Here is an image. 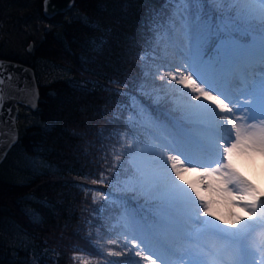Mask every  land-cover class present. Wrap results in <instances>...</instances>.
<instances>
[{"label":"trees","instance_id":"trees-1","mask_svg":"<svg viewBox=\"0 0 264 264\" xmlns=\"http://www.w3.org/2000/svg\"><path fill=\"white\" fill-rule=\"evenodd\" d=\"M27 1L0 0V15L9 5L11 19L46 20L43 0L33 9L21 6ZM164 3L75 0L30 38L31 52L29 42L24 55L0 53L33 68L39 89L37 109L0 165V264H81L74 256L115 264L109 251L127 253L121 217L145 211L126 182L127 145L148 138L144 116L175 114L181 95L158 79L173 68L169 35L151 23Z\"/></svg>","mask_w":264,"mask_h":264},{"label":"snow or ice","instance_id":"snow-or-ice-1","mask_svg":"<svg viewBox=\"0 0 264 264\" xmlns=\"http://www.w3.org/2000/svg\"><path fill=\"white\" fill-rule=\"evenodd\" d=\"M169 5L175 7L166 14ZM151 23L169 35L165 54L174 68L158 79L167 77L166 86L181 95H174L175 114L142 120L148 138L127 145L126 182L145 211L123 215L121 227L133 235V246L155 252H135L145 264H160L155 256L168 264H176L172 257L184 264H264V187L240 170L264 159V0H165ZM256 67L258 78L250 79ZM192 173L194 179L186 178ZM205 235L223 242L210 259L199 243Z\"/></svg>","mask_w":264,"mask_h":264},{"label":"rangeland","instance_id":"rangeland-1","mask_svg":"<svg viewBox=\"0 0 264 264\" xmlns=\"http://www.w3.org/2000/svg\"><path fill=\"white\" fill-rule=\"evenodd\" d=\"M36 0H29L27 2H24V5H21L23 7L33 9ZM27 3V4H26ZM30 11V10H29ZM9 12V16L5 15V13ZM13 7L12 6H7L5 10L3 11V14L5 15H0V53L3 55L7 54H13V53H18L20 55H24L26 53L25 47L29 42L35 41V39H40L42 37V34L44 30L47 28L49 25V20H40L37 17L36 18H31V19H24V18H15L11 19V16L13 15ZM57 15V14H56ZM53 18V17H52ZM51 18V19H52ZM30 38H33L30 40ZM164 71H168L166 69H162V73ZM169 71H174V68H170ZM258 78V77H257ZM180 87V86H178ZM187 98L185 97V102ZM31 111L27 108L20 107L18 116H17V125L18 128L20 124H23L26 121V118L29 117V113ZM239 115V113H238ZM142 120H155L152 117H146ZM141 120V121H142ZM262 168H264V159L260 157H256L254 162H247L243 166H241L240 170L247 176H249L250 179H253L255 183L260 185L261 187H264V172H262ZM196 176L195 173L189 174L186 178L188 179H194ZM263 185V186H262ZM130 211V210H129ZM128 215H133V210L128 212ZM193 227H198V225H194ZM261 231L259 227L253 231L248 240L249 243H251V238L253 236L257 237L258 233ZM124 239L127 241L126 242V250L127 252H130L132 256V259H137L135 264H145V262L140 258L135 255L136 251H143L145 255H155L154 251H150L148 248L144 247L143 245H140V247H135L132 245L131 240L134 238L133 235L130 233L125 234ZM127 237V238H126ZM200 246L209 254L208 257H205L206 259L212 258V254L216 252L221 244L223 243L222 241H219L211 236H203L200 241ZM226 259L227 254L221 253ZM119 257V256H118ZM156 259L160 261V264L162 263V259H160L159 256H155ZM172 260L176 262V264H184V262L179 261L177 257H172ZM126 261V260H124ZM127 262V261H126ZM127 264H131L128 262Z\"/></svg>","mask_w":264,"mask_h":264},{"label":"water","instance_id":"water-1","mask_svg":"<svg viewBox=\"0 0 264 264\" xmlns=\"http://www.w3.org/2000/svg\"><path fill=\"white\" fill-rule=\"evenodd\" d=\"M75 0H45L42 2V13L46 19H51L56 14L65 13L70 10ZM47 9V10H46ZM33 43L27 46V51L31 52ZM31 49V50H29ZM0 64L5 67L0 69L3 72V102L0 107V145L5 155L0 158V165L6 158L10 149L16 144L19 136L17 116L20 107H27L31 111L37 109L39 100V89L35 77V72L30 66L1 58ZM11 76L9 80L8 77ZM15 138V142L12 140ZM9 145H11L9 147Z\"/></svg>","mask_w":264,"mask_h":264}]
</instances>
